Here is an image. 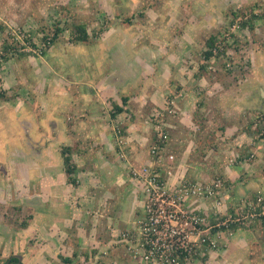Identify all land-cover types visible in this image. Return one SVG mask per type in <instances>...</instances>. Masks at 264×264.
I'll return each instance as SVG.
<instances>
[{"label":"crops","instance_id":"1","mask_svg":"<svg viewBox=\"0 0 264 264\" xmlns=\"http://www.w3.org/2000/svg\"><path fill=\"white\" fill-rule=\"evenodd\" d=\"M99 6L107 20L101 36L86 42L91 48H77L85 42L75 40L52 51L67 59L66 80L28 55L30 65L10 72L17 97H0V209L26 215L27 264H140L128 251L145 211L133 168L156 165L172 189L221 176L228 210L264 194V141L256 134L264 115V45L251 68L234 65L233 74L221 59L205 57L212 36L229 26L234 32L231 8L260 10L264 0H101ZM247 21L245 30L255 25L264 36L263 15ZM169 100L175 101V113L166 116L170 138L155 159L153 116ZM251 150L258 156L254 172ZM187 204L216 215L213 198ZM245 228L237 227L225 249L210 252L208 264H250L255 254L264 256V222Z\"/></svg>","mask_w":264,"mask_h":264},{"label":"rangeland","instance_id":"2","mask_svg":"<svg viewBox=\"0 0 264 264\" xmlns=\"http://www.w3.org/2000/svg\"><path fill=\"white\" fill-rule=\"evenodd\" d=\"M100 1L101 0H0V97H17L13 88L10 86L12 77L10 72L15 71L13 66L17 68L18 63L25 62L30 65L32 62H30L31 57H28V55H36L41 66L44 63L48 64L49 68L51 67L55 73L58 75L60 74L59 77H63V79L66 80L68 73L67 59L54 56L52 51L58 47L65 48L70 42H74L76 37V26L80 23H84V25L89 28L90 39L101 36V29L107 20V15L105 17L104 13L106 12L103 9L101 11V8H99ZM256 11L264 16V8L260 10L240 7L230 9L229 12L233 16L234 21H236L234 24L231 23L235 30L233 32V28L229 26L223 29L217 36V44L220 45L221 49L218 51L219 54L217 57L219 56L218 59L222 60L221 63L224 65L225 70H227L225 66L227 64H230L232 68L236 65L235 69H243L245 65L251 68L252 63L257 62V52L260 51V53H263L262 45H264V36L261 37L257 29L255 31L252 29L251 32L245 30V27L242 25L243 21L250 19ZM262 22L263 21L260 22V25L264 27V23ZM260 25L256 22V27ZM58 27L60 30L57 39L50 45H45V35L47 37L54 36L59 29ZM5 40L11 43L13 47L18 48L7 56H5L2 49L5 45ZM30 42L36 44L39 48L34 49L30 46ZM86 42H89V40ZM86 42L79 44L77 48H91L90 43ZM250 49L257 50L252 52V58L249 55ZM41 51L44 52L42 53ZM224 72L233 74L230 70ZM22 124L21 122L19 126ZM19 126L17 127L21 129ZM262 126L264 127V120H262L259 130L256 133L258 138H261L259 137V133ZM17 138H19L18 132L14 135V139ZM262 140L264 141V139ZM29 141L31 142V140ZM247 155H249L247 159L251 163V171L254 172L257 170L255 162L258 160V156L255 151L252 150L248 152ZM245 209L246 210L242 214L247 216L250 206ZM223 210L227 211L228 209L224 208ZM27 221L26 215H23L18 209H11L8 213L0 209L1 230L5 229L6 231V225L21 230L23 224ZM244 221L249 226L240 225V227L250 229L253 228L256 223L264 222V218L260 215L255 218L247 217ZM217 222H219V220L214 216L208 218L209 224L214 225L217 224ZM227 235L233 238V235ZM19 236L15 239L21 238ZM3 248H0V251L3 250L4 255L11 252L8 248ZM13 251H16V249ZM236 252L237 251H234V253ZM261 254H255L250 264H264V256ZM209 258L210 254L205 252L201 260L203 262L206 260L209 262ZM4 260L5 258H0V261Z\"/></svg>","mask_w":264,"mask_h":264},{"label":"built area","instance_id":"3","mask_svg":"<svg viewBox=\"0 0 264 264\" xmlns=\"http://www.w3.org/2000/svg\"><path fill=\"white\" fill-rule=\"evenodd\" d=\"M167 111L174 113L170 107ZM154 117L156 140L151 152L157 156L169 135L166 132L165 112L158 111ZM262 135L264 137V129ZM135 173L146 185V214L139 220L136 239L130 241L129 248L140 255L142 264H193L206 250L220 248L222 239L233 233L232 224L246 223L244 220L247 217L264 214V197H260L250 203L247 216L243 212L229 214L212 225L205 215L192 210L187 202L191 198L215 197L223 185L222 180L217 179L210 185L184 182L171 189L154 167L146 166ZM123 236L128 238L129 233Z\"/></svg>","mask_w":264,"mask_h":264},{"label":"clouds","instance_id":"4","mask_svg":"<svg viewBox=\"0 0 264 264\" xmlns=\"http://www.w3.org/2000/svg\"><path fill=\"white\" fill-rule=\"evenodd\" d=\"M248 20V19H247ZM35 49V48H34ZM219 50H221L220 49V45L219 44H217V46L213 49V52H214V54L212 55V57L211 58H215V61L218 59V57H217V55L219 54L218 53V51ZM42 52V51H41ZM43 53V52H42ZM210 58V59H211ZM210 59H207V60H210ZM226 66V68H227V70H231L232 69V67L230 66V67H228L227 65H225ZM171 101H173V100H169L168 101V103H167V106L163 109V108H161V109H159V111H163V112H165V122H166V132L168 133V135H169V132H168V130H167V128H168V123H167V121H166V116L167 115H171L170 113H168V111H167V108L168 107H170V108H173L174 109V113H175V108H174V103L173 104H170V102ZM175 102V101H174ZM174 113H172V114H174ZM155 114V113H154ZM153 119H154V131H155V125H156V122H155V117L153 116ZM262 120H264V115H263V119ZM264 129V127L262 126V129L260 130V133H259V137H261L260 139H264V137H263V135H262V130ZM116 132L118 133V135L119 136H122V129L119 127L118 129H116ZM156 132V131H155ZM154 132V143H155V140H156V133ZM169 138H170V135H169V137H168V139H167V141L165 142V144L163 145V147H162V149H161V151H160V153H159V155H157V156H155V155H153L152 154V152H151V150H150V154H151V156L153 157V158H155V159H161V153H162V151L164 150V148H165V146L167 145V143H168V141H169ZM154 143H153V145H154ZM153 145L151 146V149H152V147H153ZM146 166H151V167H154V168H156L160 173H161V171H160V169L156 166V165H154V166H152V165H145V166H143L142 168H140V169H132L131 170V172L133 173V176L134 177H138V179H139V181H141V183H143L142 185H143V188H144V194H145V211H144V213L138 218V220H137V224H138V222H139V220L140 219H142L144 216H145V214H146V185H145V183L143 182V179L142 178H140V176H138L137 175V173H135V171H140V170H142L144 167H146ZM161 176H162V173H161ZM162 179H163V176H162ZM217 179H220V180H222V182H223V185H222V187L220 188V190H219V193L215 196V197H207V198H213V199H215L216 200V215L214 216L217 220L218 219H222V218H225L227 215H229V214H234V215H236V214H238V213H240V212H244L246 209L245 208H248L249 207V205H250V203H252V202H256L260 197H262L263 196V194H257L255 197H253L252 199H250V200H248L247 202H245V203H242V204H239V206H237L236 207V210L235 209H233V210H227V211H225V210H223L224 209V206H223V200H222V192H223V190L225 189V181H224V179L222 178V177H215L211 182H208V183H201V184H203V185H210L211 183H213L215 180H217ZM163 181H164V179H163ZM164 183H165V181H164ZM195 183H197V182H195ZM166 184V183H165ZM166 186L167 187H169L167 184H166ZM170 188V187H169ZM172 189V188H171ZM264 197V196H263ZM199 198V197H198ZM207 198H205V197H203V198H201V199H207ZM249 210V209H248ZM199 213H201V212H199ZM202 215H205V214H203V213H201ZM224 214V215H223ZM207 218H209L207 215H205ZM260 216V215H259ZM259 216H257V217H259ZM261 216H263V218H264V214H262ZM211 220V219H210ZM25 223H27V222H25ZM23 225H25L26 226V224H23ZM238 225V226H237ZM240 225H248V224H246V223H237V224H234V227H236V228H234V227H232V231H233V233L232 234H230V235H234V231L235 230H237V227H239ZM249 226V225H248ZM126 233H129V232H126ZM124 234V233H123ZM130 236H131V234L129 233V237L128 238H125L124 236H123V238H125V239H129L130 238ZM232 240V237H228V235L226 236V237H224L223 239H222V241H221V246H220V248L219 249H215V250H206L205 252H208L209 254H211L210 252H219V251H221V250H223V249H225L228 245H229V243H230V241ZM130 241H128V251L131 253V255H133L135 258H138L139 260H140V264H142V258L140 257V255H137V254H135V253H133L132 252V250L129 248L130 247ZM204 252V253H205ZM202 257H204V254H203V256H201L200 258H196L195 260H194V262H193V264H200L201 262H203L201 259H202ZM207 261V260H206Z\"/></svg>","mask_w":264,"mask_h":264},{"label":"trees","instance_id":"5","mask_svg":"<svg viewBox=\"0 0 264 264\" xmlns=\"http://www.w3.org/2000/svg\"><path fill=\"white\" fill-rule=\"evenodd\" d=\"M258 16H262V15H259L258 13H254L252 15L253 18H256ZM243 26H248V21H243ZM250 29H253L254 28V25H250L249 26ZM59 28V27H58ZM59 30L60 28L56 31V33L54 34V36L52 37H47L45 35L44 37V40H45V45H50L51 43H53L56 39H57V36L59 34ZM90 38V35H89V32H88V29L86 28L85 25H77L76 26V37H75V40H78V41H81V42H86L88 39ZM217 42H218V37L217 35L215 36H212L210 39H209V49L208 51L205 52V57L206 59H210L212 57V55L214 54L213 52V49L217 46ZM4 47L2 48L3 49V52L5 54V56H7L9 53L13 52V51H16L18 48L17 47H13V45L11 43H9L7 40H5V43H4ZM30 46H32L33 48H39L36 44L30 42L29 43ZM44 52V51H42ZM7 58V57H6ZM127 99H124V102H126ZM123 108L117 106V111H122ZM70 151V148L69 147H66L65 148V153H68ZM65 165H66V171L69 175V180L72 182V183H75V180L74 178L71 176L75 170V168L71 165V159L68 155H65ZM27 225V223H24ZM231 227H234V224L231 225ZM236 228V227H234Z\"/></svg>","mask_w":264,"mask_h":264},{"label":"flooded vegetation","instance_id":"6","mask_svg":"<svg viewBox=\"0 0 264 264\" xmlns=\"http://www.w3.org/2000/svg\"><path fill=\"white\" fill-rule=\"evenodd\" d=\"M6 227V231L5 229L1 230L0 227V248L6 247L11 252L4 255V251H0V258H5L4 261H0V264H27V259L25 258L24 253H22V248L25 247L24 242L27 240L23 235L26 226L23 225L21 230L14 229L15 227L9 225H6ZM18 236L21 238L15 239ZM15 249L16 251H13ZM200 264H208V262L205 261L201 262Z\"/></svg>","mask_w":264,"mask_h":264},{"label":"water","instance_id":"7","mask_svg":"<svg viewBox=\"0 0 264 264\" xmlns=\"http://www.w3.org/2000/svg\"><path fill=\"white\" fill-rule=\"evenodd\" d=\"M20 259H21V257H20Z\"/></svg>","mask_w":264,"mask_h":264}]
</instances>
